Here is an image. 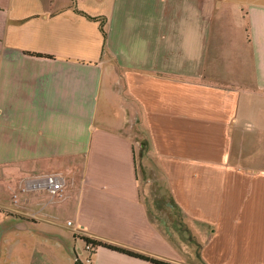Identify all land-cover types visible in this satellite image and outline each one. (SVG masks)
<instances>
[{
    "label": "crops",
    "instance_id": "1",
    "mask_svg": "<svg viewBox=\"0 0 264 264\" xmlns=\"http://www.w3.org/2000/svg\"><path fill=\"white\" fill-rule=\"evenodd\" d=\"M53 174L59 200L29 191ZM65 208L83 243L184 264L166 236L184 225L204 264H264V0H0V248Z\"/></svg>",
    "mask_w": 264,
    "mask_h": 264
},
{
    "label": "rangeland",
    "instance_id": "2",
    "mask_svg": "<svg viewBox=\"0 0 264 264\" xmlns=\"http://www.w3.org/2000/svg\"><path fill=\"white\" fill-rule=\"evenodd\" d=\"M108 108V110L99 116V123L101 122H107L111 116H108L112 112H116V108H113V111ZM130 116H128L129 118ZM119 123V122H118ZM117 124V123H116ZM115 124V125H116ZM130 132L133 139L136 140H142L141 143L145 144L146 138H147V132L144 130L143 127L139 124V122L135 123L132 128L127 130V132ZM147 143V142H146ZM147 152L146 150H142ZM145 152V153H146ZM148 168L150 169L151 175L148 177V180H150V184L153 186L154 184L158 185L160 184V188L167 192L169 187L166 185L167 181L160 177L157 179V177H154V173H158V167L151 163L147 164ZM142 168V166H141ZM58 175V174H57ZM45 177V176H44ZM41 178V177H40ZM65 179V178H64ZM34 180V179H33ZM31 180V181H33ZM160 182H159V181ZM147 184V183H146ZM142 182V185H146ZM148 185V189H149ZM33 191V190H29ZM44 191L45 190H38L37 192ZM43 192V193H44ZM65 192V190H64ZM48 195V193H47ZM156 196L159 198L160 196H157L155 194H147L145 195V198H150ZM47 198V197H46ZM51 202L52 200H59L60 196L56 197H50L48 195V198ZM161 199L159 198L157 202H160ZM149 202V200H148ZM150 205V202H149ZM152 207V206H151ZM67 212L62 213L58 219L59 224L58 226H48L45 224H41L39 226V229L41 233L32 235V232L29 234L24 233L22 238H19V241L13 242V238L11 239H5L3 245L1 246L0 252H5L7 256H3L2 254L0 256V264H74L76 259V252L79 255L80 259L85 264H95V256H91L92 262L88 263V258L90 257L86 252L83 251L84 249V243L74 238V232L73 229L70 226H67V220H72L71 218V212L68 211L67 208H65ZM157 212L160 211H151L152 216L155 219L158 215ZM163 212V211H161ZM167 213V212H166ZM168 214H170V210H168ZM171 223V222H169ZM165 231H168V228H164ZM169 233L167 232L166 236L169 238L172 237L174 243L170 244L174 247L175 251L181 258L182 262L184 264H204L201 260L202 255H200V249L201 247L205 246L206 244V238L202 236V234H199L196 230H190L189 226L184 227V225L177 227L175 226H169ZM109 232H112V230H108ZM205 232V231H204ZM113 233V232H112ZM207 233V231H206ZM118 234V233H117ZM33 236V237H32ZM120 235L115 236L114 238H118ZM115 240V239H113ZM10 241V242H9ZM104 242V241H103ZM107 243V242H106ZM115 246L120 247V243L112 242L109 243ZM163 250V249H160ZM206 258L210 261V263L214 264L217 263L216 260H219L218 263L222 264H232L227 263L225 258L217 256L213 251H208L205 253ZM213 256V257H211ZM119 259V258H117ZM122 260V259H119ZM181 264V263H179Z\"/></svg>",
    "mask_w": 264,
    "mask_h": 264
},
{
    "label": "trees",
    "instance_id": "3",
    "mask_svg": "<svg viewBox=\"0 0 264 264\" xmlns=\"http://www.w3.org/2000/svg\"><path fill=\"white\" fill-rule=\"evenodd\" d=\"M88 18L90 20H94V21H99L100 22V30L104 35L105 38V43H104V49L106 46V38H107V33L105 28V18H92L89 17ZM76 238V237H75ZM82 240L84 241V249L83 251L86 252L90 257L88 258V263L91 262V256L95 255L97 250H105L106 252L109 253H116L137 261H141L144 263H150V264H172L160 259H156L154 257H150V256H146L143 254H139V253H135L133 251L127 250L125 248L122 247H118L103 241H98V240H92L86 237H82ZM76 259L74 264H85L79 257V255L76 252Z\"/></svg>",
    "mask_w": 264,
    "mask_h": 264
},
{
    "label": "built area",
    "instance_id": "4",
    "mask_svg": "<svg viewBox=\"0 0 264 264\" xmlns=\"http://www.w3.org/2000/svg\"><path fill=\"white\" fill-rule=\"evenodd\" d=\"M65 184L64 177L53 174L30 181L28 188L33 191L45 190L50 197H61L64 194ZM69 225H72V223L69 222Z\"/></svg>",
    "mask_w": 264,
    "mask_h": 264
}]
</instances>
